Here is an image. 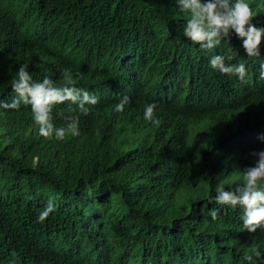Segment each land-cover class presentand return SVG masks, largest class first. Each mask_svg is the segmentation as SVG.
Listing matches in <instances>:
<instances>
[{
	"label": "trees",
	"instance_id": "trees-1",
	"mask_svg": "<svg viewBox=\"0 0 264 264\" xmlns=\"http://www.w3.org/2000/svg\"><path fill=\"white\" fill-rule=\"evenodd\" d=\"M188 19L176 0H0V100L21 64L58 86L80 73L99 97L63 140L39 135L30 106L0 109V264H264V228L248 233L242 207L214 202L264 151V42L260 57L235 34L206 49L184 37ZM214 55L245 63L248 82L213 69ZM49 197L56 210L38 222Z\"/></svg>",
	"mask_w": 264,
	"mask_h": 264
},
{
	"label": "clouds",
	"instance_id": "clouds-1",
	"mask_svg": "<svg viewBox=\"0 0 264 264\" xmlns=\"http://www.w3.org/2000/svg\"><path fill=\"white\" fill-rule=\"evenodd\" d=\"M180 12L189 14V19L183 27V35L190 41L206 49H214L222 41L230 40L233 34L242 41V48L247 57H260L261 45L264 42V27H257L253 21L264 11V0H176ZM232 57L238 56V51L231 49ZM210 66L221 74L236 76L243 84L248 82V72L245 63L226 64L225 56L214 55ZM70 70H64L63 82L57 85L48 76L42 81H34L29 72V64H21L18 72L11 81L12 91L16 94L9 103L0 100V109L19 110L21 105L30 106L34 123L38 126L39 135L51 138L55 135L57 140H63L67 134L79 135V115H88L92 106L99 103V97L89 91L76 86V77ZM259 79L264 80V60L259 64ZM70 102L67 116H64L65 126L55 127L53 124V109L55 105ZM130 103V97L124 95L113 108L122 113L125 106ZM156 103H147L144 106V119L153 126H159L161 120L156 118ZM0 115H6L0 111ZM264 140V136L260 137ZM256 158L254 166L239 172L241 183L234 190H225L221 186L215 189L214 202L218 205L243 208L241 217L243 229L248 233H255L264 228V189L259 188L258 182L264 180V151L251 153ZM213 202V201H210ZM56 210L55 199L49 197L47 204L39 211L38 222H44ZM219 209L209 210L208 215L212 221L219 216ZM256 257L261 253L257 249ZM251 260L252 256H245ZM13 264H16L15 260Z\"/></svg>",
	"mask_w": 264,
	"mask_h": 264
}]
</instances>
